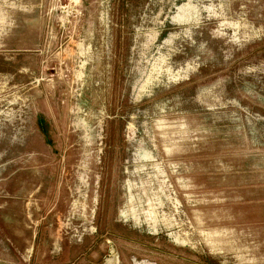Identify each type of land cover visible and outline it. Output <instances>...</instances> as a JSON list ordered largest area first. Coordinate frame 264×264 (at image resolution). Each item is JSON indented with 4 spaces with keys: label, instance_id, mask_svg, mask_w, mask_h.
<instances>
[{
    "label": "rangeland",
    "instance_id": "obj_1",
    "mask_svg": "<svg viewBox=\"0 0 264 264\" xmlns=\"http://www.w3.org/2000/svg\"><path fill=\"white\" fill-rule=\"evenodd\" d=\"M0 264H264V0H0Z\"/></svg>",
    "mask_w": 264,
    "mask_h": 264
}]
</instances>
